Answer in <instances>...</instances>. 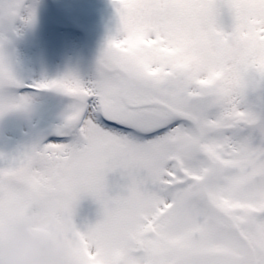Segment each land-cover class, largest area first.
I'll use <instances>...</instances> for the list:
<instances>
[{"label": "snow or ice", "instance_id": "snow-or-ice-1", "mask_svg": "<svg viewBox=\"0 0 264 264\" xmlns=\"http://www.w3.org/2000/svg\"><path fill=\"white\" fill-rule=\"evenodd\" d=\"M112 4L94 79L24 81L4 32L35 12L0 0V129H29L0 149V229L90 198L70 264H264V0Z\"/></svg>", "mask_w": 264, "mask_h": 264}, {"label": "rangeland", "instance_id": "rangeland-1", "mask_svg": "<svg viewBox=\"0 0 264 264\" xmlns=\"http://www.w3.org/2000/svg\"><path fill=\"white\" fill-rule=\"evenodd\" d=\"M93 1L94 5L89 0H56V3L62 15L84 27L91 34L90 43L95 54L99 56L109 38L115 34L118 16L106 0L99 6L95 0ZM21 9V17H26L28 10L33 9L35 18L29 25H25L22 19L21 22L14 24L20 43L15 45L12 42L13 32H4L10 40L6 45V51L11 61L13 57L17 59L14 72L19 79L24 81L55 79L70 72L85 82L94 79L92 71L96 67L90 58L82 56L86 55L82 37L73 30L64 31L56 28L54 24L57 21L47 3L43 0H31ZM74 52L79 56L76 57ZM63 60L67 61L66 65ZM57 99L63 102L59 111L62 110L63 104L68 103V99L63 97ZM22 127L21 130L27 131V126ZM17 135L18 130L0 129V149L9 146L10 143L14 146L18 140ZM97 218L95 215L92 217L94 220Z\"/></svg>", "mask_w": 264, "mask_h": 264}, {"label": "clouds", "instance_id": "clouds-1", "mask_svg": "<svg viewBox=\"0 0 264 264\" xmlns=\"http://www.w3.org/2000/svg\"><path fill=\"white\" fill-rule=\"evenodd\" d=\"M75 209L41 203L0 229V264H70L77 227Z\"/></svg>", "mask_w": 264, "mask_h": 264}]
</instances>
